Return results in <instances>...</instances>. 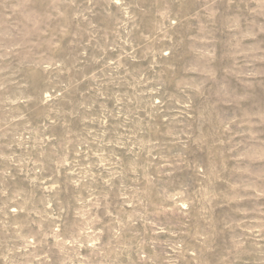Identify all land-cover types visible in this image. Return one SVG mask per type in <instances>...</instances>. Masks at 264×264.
I'll return each mask as SVG.
<instances>
[{
  "label": "rangeland",
  "instance_id": "rangeland-1",
  "mask_svg": "<svg viewBox=\"0 0 264 264\" xmlns=\"http://www.w3.org/2000/svg\"><path fill=\"white\" fill-rule=\"evenodd\" d=\"M0 264H264V0H0Z\"/></svg>",
  "mask_w": 264,
  "mask_h": 264
}]
</instances>
